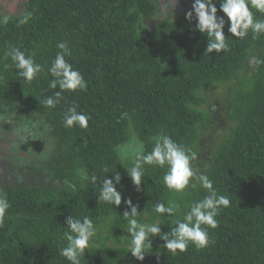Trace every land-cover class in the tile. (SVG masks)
<instances>
[{
  "label": "trees",
  "instance_id": "obj_1",
  "mask_svg": "<svg viewBox=\"0 0 264 264\" xmlns=\"http://www.w3.org/2000/svg\"><path fill=\"white\" fill-rule=\"evenodd\" d=\"M213 2L217 16L224 17L220 0ZM25 7V15L30 14L25 24L19 23L25 15L4 20L0 14V118L19 113L39 122L53 141L51 159L44 164L48 177L69 186L9 189L10 207L0 220V264H70L60 255L67 245L63 233L69 215L90 217L97 229L81 264H264V33L253 38L249 30L245 38L233 37L224 17L228 50L208 54L194 12L191 21L187 12L166 17L154 31L141 25L157 18L155 0H29ZM250 10L254 19L264 20V13ZM59 42L72 50L65 59L87 87L63 92L56 107L48 108L43 100L60 91L49 87ZM9 47L41 65L33 81L16 74L5 57ZM218 85H235L233 91L224 89L233 125L205 175L230 205L220 210L215 229L202 225L209 233L207 247L190 243L186 251L172 253L153 236L145 259L137 261L128 250L125 202L138 206V222H159L161 234H167L207 190L198 184L180 193L169 190L163 182L167 166L155 165L144 166L137 190L127 172L132 162L121 161L114 149L136 137L148 153L152 138L163 134L197 154L201 128L210 116L198 109L207 103L201 93ZM71 106L90 117L87 128L65 127ZM122 113L128 117L122 119ZM77 169L96 175V184L82 181ZM115 171L121 176L119 207L98 201L104 177L112 179ZM169 202L179 205L174 215L154 211L155 204Z\"/></svg>",
  "mask_w": 264,
  "mask_h": 264
},
{
  "label": "clouds",
  "instance_id": "obj_2",
  "mask_svg": "<svg viewBox=\"0 0 264 264\" xmlns=\"http://www.w3.org/2000/svg\"><path fill=\"white\" fill-rule=\"evenodd\" d=\"M173 5V0H171ZM251 8L258 12L264 13V0H220V11L230 21L228 27L229 33L233 37L245 38L249 30L253 33V38L264 33V20L254 19ZM192 11L186 13L185 18L191 21L193 12L197 20L196 31L207 37L208 43L206 53L213 52L219 54L228 50L227 39L224 35L225 19L217 16V7L213 0H194ZM30 14L25 15L20 24L28 22ZM55 59L51 63L49 73L54 79L49 82V87L56 89L59 87L54 96L46 97L43 105L48 108H55L62 99V93L65 91L75 92L83 91L87 84L79 71L73 69L72 65L65 59L71 56L72 50L67 42H59ZM5 57L10 58L16 74L25 81L31 82L42 71L41 65L37 64L31 56H26L18 47H9L6 49ZM8 65H5L7 68ZM127 113H122L121 118L126 119ZM90 117L77 111L76 106H71L64 114L65 127L78 126L87 128ZM27 137H25L26 139ZM154 147L151 152H145V146L142 141L132 137L128 142L119 144L114 149L121 161L132 162V167L127 170L132 183L140 189L142 177L144 175L145 165H155L161 168L167 166V171L163 176L164 185L177 193L184 192L187 188H195L197 184L207 190V195L200 201L193 202L190 210L183 215L182 220L175 221V227H172L167 234H161V225L156 223H140L137 217L141 214L138 212V206H134L131 200L125 203L130 209V213L125 211L123 217L128 221L127 233L130 234L131 243L128 246L129 253L137 261L145 259L147 248H152L150 237L158 236L164 241V248L172 253L184 252L191 243L198 249L208 246L209 233L205 225L212 229L218 226L216 217L222 208L230 205L227 196L219 195L213 187L212 181L205 174L197 175L191 166V161L196 159L195 154H189L184 147L176 143L168 135H157L153 138ZM109 173V169H103ZM76 175L82 181H91L96 184L97 176L89 175L84 169H77ZM121 176L115 171L112 179L104 177L102 186L99 187L98 201H103L119 207L122 196L117 191L116 185L120 184ZM10 207L9 202L0 198V220L3 219L7 209ZM179 205L169 202V206L163 203L154 205V211L158 214L174 215ZM68 231L63 233V238L67 245L60 250V255L65 257L70 264H81V257L84 256L85 250L90 248L93 237L97 234L96 226L90 217L85 216L82 220L76 219L72 215L66 218Z\"/></svg>",
  "mask_w": 264,
  "mask_h": 264
},
{
  "label": "rangeland",
  "instance_id": "obj_3",
  "mask_svg": "<svg viewBox=\"0 0 264 264\" xmlns=\"http://www.w3.org/2000/svg\"><path fill=\"white\" fill-rule=\"evenodd\" d=\"M29 0H0V14L4 20L23 17ZM159 6L156 19H145L141 25L152 31L164 18H175L183 12L192 11L194 0H155ZM233 91L235 85L225 86ZM212 86L201 93L207 103L198 109L207 112L208 125L201 128V139L196 159L191 161L193 171L206 174L215 151L230 134L233 120L229 116V101L226 89ZM28 114L12 113L0 118V198L6 197L11 187L24 184H41L46 187L65 189L68 183L52 181L44 164L51 159L52 139L42 130V125L28 118ZM25 137H27L25 139Z\"/></svg>",
  "mask_w": 264,
  "mask_h": 264
},
{
  "label": "flooded vegetation",
  "instance_id": "obj_4",
  "mask_svg": "<svg viewBox=\"0 0 264 264\" xmlns=\"http://www.w3.org/2000/svg\"><path fill=\"white\" fill-rule=\"evenodd\" d=\"M0 159H2V157H0Z\"/></svg>",
  "mask_w": 264,
  "mask_h": 264
}]
</instances>
